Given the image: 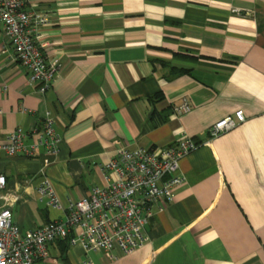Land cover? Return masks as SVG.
Wrapping results in <instances>:
<instances>
[{
    "label": "crops",
    "instance_id": "obj_1",
    "mask_svg": "<svg viewBox=\"0 0 264 264\" xmlns=\"http://www.w3.org/2000/svg\"><path fill=\"white\" fill-rule=\"evenodd\" d=\"M25 8L47 15L36 40L58 70L38 94L0 25V145L45 116L58 143L53 155L0 152V207L22 235L64 217L37 201L42 178L65 206L104 186L117 149H163L182 137L197 145L178 161L183 183L152 211L142 247L111 258L56 242L39 264H264V0H27ZM181 99L189 110L174 115ZM238 110L240 125L207 139Z\"/></svg>",
    "mask_w": 264,
    "mask_h": 264
},
{
    "label": "built area",
    "instance_id": "obj_2",
    "mask_svg": "<svg viewBox=\"0 0 264 264\" xmlns=\"http://www.w3.org/2000/svg\"><path fill=\"white\" fill-rule=\"evenodd\" d=\"M26 1L0 0V25L12 49L13 61L27 72L28 81L36 84V92L44 94L58 65L46 57L36 33L40 26L50 22L46 14L27 11ZM188 110L187 100L181 99L172 113L180 115ZM243 121L242 112L235 111L232 116L214 122L207 130V139L228 132ZM26 137L29 144L25 146ZM57 143L53 120L45 116L39 127L26 134L21 129L9 133L0 152L6 157L20 154L30 158L41 148L53 155ZM196 147L189 138L182 137L163 149H117L103 166L104 186L92 187L84 197L65 206L54 195L48 179L42 178L35 188L37 201L46 209L64 213V217L22 235L12 222L9 209L0 207V264H39L48 258L47 246L56 242L109 257L113 251L128 255L142 247L152 211L160 213L162 204L171 201L174 191L183 183V178L176 175L178 161ZM4 188L5 179L0 174V196Z\"/></svg>",
    "mask_w": 264,
    "mask_h": 264
},
{
    "label": "trees",
    "instance_id": "obj_3",
    "mask_svg": "<svg viewBox=\"0 0 264 264\" xmlns=\"http://www.w3.org/2000/svg\"><path fill=\"white\" fill-rule=\"evenodd\" d=\"M159 95H155L154 97H153V99L154 100H158L159 99ZM58 243H60V244H64L65 246H66V243L65 242H58Z\"/></svg>",
    "mask_w": 264,
    "mask_h": 264
}]
</instances>
